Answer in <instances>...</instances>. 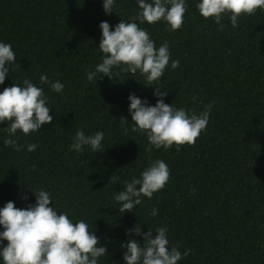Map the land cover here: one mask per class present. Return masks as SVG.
<instances>
[{
  "label": "trees",
  "instance_id": "trees-1",
  "mask_svg": "<svg viewBox=\"0 0 264 264\" xmlns=\"http://www.w3.org/2000/svg\"><path fill=\"white\" fill-rule=\"evenodd\" d=\"M186 4L175 31L163 21H137L155 46L168 42L169 65L180 62L166 66L152 86L165 91L162 99L173 107L199 112L211 103L212 109L193 144L146 153L145 134L132 131L126 97L132 92L154 105L160 97L152 86L139 71L133 76L119 68L111 80L85 76L102 59L99 22L110 30L120 19L128 22L139 11L136 0H115L107 15L102 0H0V41L16 54L0 90L27 77L42 87L52 116L37 131L17 130L13 137L35 143L34 151L4 146L8 122H0V207L11 200L24 208L35 201L30 188H44L57 214L89 224L107 250L98 264H123L120 245L134 224L153 233L165 226L170 246L190 250L178 264H264V10L241 15L235 28L224 15L220 31L199 14L196 0ZM41 74L61 81L62 92L41 84ZM77 128L86 135L103 131L100 152L69 150ZM156 159L166 163L168 181L121 213L113 194ZM110 175L120 179L110 183Z\"/></svg>",
  "mask_w": 264,
  "mask_h": 264
},
{
  "label": "clouds",
  "instance_id": "clouds-1",
  "mask_svg": "<svg viewBox=\"0 0 264 264\" xmlns=\"http://www.w3.org/2000/svg\"><path fill=\"white\" fill-rule=\"evenodd\" d=\"M115 0H102V10L105 15L114 10ZM139 11L128 22L120 19L111 26L107 21H100V39L98 49L103 54L101 62L92 70H86L85 76L89 82L99 79L98 74L115 77L114 68L135 76L137 71L152 86L162 77L166 66L175 69L179 60H171L168 42L158 47L150 38L140 23L153 24L163 21L170 31L179 29L184 20L187 8L186 0H136ZM196 9L207 19L211 18L218 30L223 31L222 17L228 16L230 25L235 28L241 15H252L257 9L264 10V0H196ZM15 52L11 44L0 41V84L4 83L11 65L16 63ZM41 84L61 93L64 84L59 81H49L41 74ZM153 96L160 97L154 105L146 98H140L130 92L127 110L131 117L132 131L143 132L147 139L144 151L150 153L153 148L167 150L174 144L191 145L205 130L212 104L204 105L199 112L185 110L183 107H173L165 103L162 97L166 94L160 88L153 87ZM48 97L42 87L34 84L27 77L21 83H13L0 90V122L7 121L8 136L3 139L4 146H12L14 151L24 148L34 151L35 143L18 144L13 137L17 130L27 135L49 123ZM122 121H127L124 117ZM103 131L86 135L77 128L69 150L82 153L87 146L91 153L100 152ZM104 149V148H103ZM34 167V166H33ZM118 176H109L108 182L116 183ZM169 179V171L163 160L156 159L145 167L138 177L123 181V189L113 194V200L119 204V211H132L140 204L141 197L151 198L154 192L162 189ZM30 188V187H28ZM35 196L34 203L24 208L14 207L9 200L0 207V264H98V259L106 254V248L99 244L98 237L89 230V224L84 220H73L66 212L49 206L52 197L44 188H30ZM27 201V193L21 196ZM150 215L156 216L157 209L152 208ZM167 228L160 226L155 233L150 230L141 232L140 224H134L125 230L129 238L121 242L123 264H178L182 257L189 255V249L183 253L178 246L169 244ZM131 234V235H130ZM139 235L142 241L131 236Z\"/></svg>",
  "mask_w": 264,
  "mask_h": 264
}]
</instances>
